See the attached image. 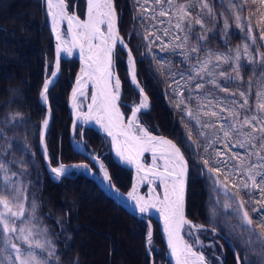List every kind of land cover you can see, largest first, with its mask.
<instances>
[{"label": "trees", "instance_id": "1", "mask_svg": "<svg viewBox=\"0 0 264 264\" xmlns=\"http://www.w3.org/2000/svg\"><path fill=\"white\" fill-rule=\"evenodd\" d=\"M67 1L70 10L73 9V3L76 1L77 13L81 17H84V7L81 6V2L84 3L83 0ZM16 2L17 0L10 2L5 11L0 10V37L1 41H5L0 42V49L6 52V54L15 53L16 50L14 47L12 48V45L15 43L13 40L15 39L14 41L20 43L19 48H21L24 55V59L22 58V60L25 62V65L22 66L20 64V59L14 58L15 60H13L6 58L4 57V53L0 52V57H2V61L0 62V163L6 166L9 165L16 170L17 167L14 163L15 156L25 157L26 162L23 163L25 173H23V178L26 181V194L31 191L33 192L37 201L38 213L49 225L50 231L53 233L58 261L61 264H86L85 255L79 247L75 246L76 234L79 231L75 218H79L82 215L80 202L73 198L61 201L64 192H79L82 189H86L92 191V195L98 197L99 200L107 204L118 215L128 221V223L131 221L135 224L133 235L137 237L141 258L140 261L136 260L129 264H151V262L153 264H172L166 256V248L155 221H153L155 228L153 235L154 242L150 246L152 255H149L144 243L148 228L144 219L138 218L127 211L84 173L63 176L59 181H55L49 176L39 151L40 127L46 111V108L39 100V93L44 82L45 58H49L51 61V56H53L52 39L49 28L44 20L42 0H30L27 8L23 9L26 13L23 17L14 13ZM114 2L120 15V32L126 38L131 50L136 55L138 79L151 100V108L147 112L142 113V119L149 125L152 131L173 138L183 149L190 165L186 192V215L190 219L202 221L193 201V184L200 185L203 188L201 201L205 204L202 214H205L207 207L219 212L218 205L221 203V200L217 196L212 198L213 193L210 192L206 177L197 175L195 171V166L197 165L195 161L200 162L202 167H208L204 168V175H206L210 171L208 170L209 168L216 166V159L222 158V156H216L217 151L222 152L224 149L230 153L233 151L237 153L242 152L234 149L230 150L226 147L223 142L222 133H220V142L209 146L208 142L213 140L216 135L213 128L209 127L211 128L209 135L199 136L201 131L204 130L205 132V128L201 124H196L194 120L185 115V109L188 107L193 108L194 104L185 103L177 93L183 82L181 73L178 75L176 73L177 68H175V62L180 60L178 55L168 51L165 61L160 58H157V60L155 57L149 55L150 39L145 40L144 37L148 33H162L165 30L171 33V23L169 22L170 20H167V15L160 16L156 12H152V10H145L142 0H114ZM207 3L212 10L211 16L208 15V9L201 10L199 7L194 9L195 13L199 12L202 16L205 28L202 30L199 25L195 26L192 35L189 37L192 38L191 44L188 43L190 49L193 46H199L202 51L206 48L210 50H227L226 48L233 49L238 45L243 47L244 44H248L247 25L244 21L245 18L249 19L251 3H244V0H207ZM233 4L236 5L235 8L232 7ZM237 15L242 18L241 27H237ZM172 21L173 19H171ZM226 21L228 24L227 29L225 28ZM21 28L22 32L19 30ZM174 30L176 31V28ZM202 31L206 39L199 41V44H197L196 37L201 35ZM179 33L182 36L185 35V32ZM11 35L14 36L13 39ZM11 42L13 44H10ZM156 42L155 44L158 46L159 44ZM257 46L261 50V53H264V48L261 47L260 43ZM117 49L116 67L122 80L123 98L127 99L137 96L127 77L124 51L120 48ZM192 54L194 63H197V55L201 57L202 53ZM240 54L244 80H240L239 78L234 80L229 86L230 88L232 87V90L237 95L240 92L248 93L249 104L252 105L253 101L256 104V93L264 89V81H262L264 74L261 77L252 74L250 62L246 61L247 56L254 57L250 51L248 54H245L244 49H242V53ZM30 56H33V59ZM48 67L50 68L49 63ZM77 67V59H62L59 77L48 90V103L52 117L45 140L49 160L53 165L59 162L68 163L86 159L82 154L73 149L69 140L71 116L67 96ZM260 68L264 70V64L261 61L258 62L257 69L260 70ZM239 100V104H243L244 98H239ZM222 115L228 117L227 112ZM228 118L230 121V117ZM212 121V125L218 129V118L214 116L212 117ZM153 122H157L156 125ZM207 123L211 124L209 121ZM190 129L193 132L191 140L189 139ZM83 135L87 148L100 149L98 148V144L101 136L95 129L87 127L84 129ZM26 140L29 142V145L25 143ZM8 144L10 145L9 147H7ZM197 144H199V147H197ZM188 145H191V147H187ZM195 146L197 147L196 150H194ZM206 146H208L207 151H205ZM106 150L107 152L102 155V158L109 168L112 180L118 188L126 191L131 184V171L123 168L113 160L108 146ZM192 155H194V158ZM230 155L232 156V153ZM205 159L209 160L208 166L203 162ZM18 171L21 170L19 169ZM220 176H222L221 173ZM238 197L245 201V209L249 211V215L253 218V227H255L259 219H264V216L261 215V213H264V199L261 198L258 190L253 195H249L247 192H240ZM254 208L260 211L253 212L252 209ZM229 215L235 221L236 230L239 228L241 233L248 234V230L240 227L241 221L236 214H231L227 210L224 211V216L227 217ZM215 220L218 221V224L214 222V227L222 233H226L227 237L234 242L241 264H261L260 262H264V255L261 254V258L260 254L252 252L241 240L235 239V236L232 234H227L218 217H214ZM225 223L227 225V221ZM255 231L260 238L261 236L264 237V235H260V228L255 227ZM255 239L256 237L252 238L253 241ZM243 242L245 241L243 240ZM114 243L115 240H112L107 245L103 257L104 264H119V260L115 254L116 247ZM220 243L218 249L221 253V264H237L230 245L223 238H220ZM211 262L215 264L216 257ZM123 264H128V262H124Z\"/></svg>", "mask_w": 264, "mask_h": 264}, {"label": "snow or ice", "instance_id": "2", "mask_svg": "<svg viewBox=\"0 0 264 264\" xmlns=\"http://www.w3.org/2000/svg\"><path fill=\"white\" fill-rule=\"evenodd\" d=\"M252 3L254 5L264 6V0H244V3ZM47 14L52 20V31L57 40V55L61 51H67L71 54V49L78 47L81 54V70L77 76L76 86L73 88V108L78 119L85 122L95 120L102 129L112 138V148L116 155L126 163L133 164L137 173L143 172L145 175L141 179L158 178L160 187L163 189V197L154 195L155 189L150 188L147 199L137 193L136 185L128 193L130 200L135 201V206L140 213L148 212L155 208L159 211L160 217L164 222V232L167 236L168 247L171 255L175 260V264H204V257L193 251V246L188 244L181 236V230L185 225H191V222L185 217V195H186V173L187 162L181 148L177 144L163 137H157L148 132L139 124L138 113L147 108L146 97L143 90H140L141 103L139 106H133L131 115L127 117L120 112L117 101L120 98L121 82L119 78L113 77L112 69L114 67V55L117 45L127 48V44L123 38L119 36L117 28V15L113 7V0H87V17L81 21L76 15H69L65 0H46ZM155 4L160 5V16L169 15L174 18L175 28L178 32H185L183 37L177 35L176 40L181 41V45L189 43V37L192 35L196 25L203 30L205 24L202 16L195 13L194 9L199 6L201 10L208 9V15H212L207 0H186L180 3L177 0H155ZM165 5L167 7H165ZM236 7L235 4L232 5ZM259 11V9H257ZM253 13L250 11L249 20ZM67 20L68 36L70 41L63 38L59 30L61 21ZM237 27L242 26L241 16H236ZM102 25H106V31L102 29ZM228 24L225 22V28ZM248 39L253 44L256 43V37L253 33L251 23L247 25ZM165 34L168 31L165 30ZM159 38V37H157ZM149 40V36L144 37ZM206 36L203 31L201 35L196 37L197 44L199 41L205 40ZM260 40L264 41V29L261 31ZM179 46V45H178ZM264 47V45H261ZM245 54L249 52V45H243ZM202 49L199 46L191 47L192 53L199 54ZM260 61L264 64V53H258ZM216 61L233 65V71L239 77V61L241 59L239 48L236 49L235 56L225 53H214L207 50L205 57L200 58L197 55V64L193 66L192 71L196 77L203 79L201 73L214 77V73L209 68L212 58ZM129 58V74L133 84L137 83V77L134 70L133 58L131 50L128 51ZM254 59V58H253ZM214 65L213 67H218ZM59 65L57 64V68ZM57 72H52L55 78ZM220 76H226L223 71ZM86 78V79H85ZM189 79L193 76L189 75ZM231 79V77H227ZM114 80V83H113ZM88 81L92 82V103L88 105L87 113L79 111V105L75 102L77 95H84V87ZM221 91H227L226 86L219 85L213 78L211 80ZM52 80H45L43 90L40 93L41 98L47 103V92ZM203 85L196 84V88L200 89ZM239 95L244 98L243 104L237 106L233 101L231 108L221 104L220 112L213 110L212 116H216L219 120V128L214 125L204 123L203 128H213L215 138L208 142L210 146L213 143L220 142V133L223 135V142L230 150L244 149V152H232V156L223 161H216V165L227 164L229 161H235L231 168H225L226 181L231 178L236 193L230 194L225 185L224 195L226 198L236 204L235 213L240 218V227L248 230L249 242L253 237L259 239V235L255 231V227L261 229L260 235H264V219H259L255 227H253V218L249 215V211L245 210V201H237L240 192H247L253 195L255 191H259L261 198L264 199V89L256 93L255 110L251 108L248 100V93L240 92ZM245 113L251 112V115L245 114L241 117V111ZM228 113L231 118L224 117L222 114ZM208 113H205L207 115ZM191 117L193 114L188 113ZM199 123V121H197ZM49 124L48 118L43 121L46 128ZM193 132L189 130V139H192ZM199 136H206L201 131ZM44 133H41V141L43 142ZM187 147H191L188 145ZM199 147V144H197ZM208 146L205 147V151ZM145 152L153 153V166L145 168L141 163V157ZM160 153V159L163 160L162 168L156 164V154ZM221 151L216 152V156H223ZM45 160H50L47 150L44 152ZM93 159H96L93 157ZM204 164L209 165V160L205 159ZM86 167V165L84 166ZM101 171L104 172V179L109 180L104 165L100 164ZM51 172L56 178L67 174V167L60 163L57 167H51ZM210 171L219 173V166L211 167ZM0 171L4 172L5 188L0 190V238H2L3 247H0V264H51V258L56 255V251L51 239L48 238L47 229L41 228L37 224L36 204L32 203L31 209L25 206L24 199L21 194L23 188H13L10 185L11 177L8 175V168L0 163ZM16 176V173H11ZM239 181L236 183L235 181ZM219 185V181L216 182ZM225 205V210L228 209ZM253 212H259V209H252ZM264 216V213H261ZM191 228L199 230L201 226L191 225ZM151 232L148 234V243L151 244ZM264 252V248H262ZM46 253V255H45ZM239 259V258H238Z\"/></svg>", "mask_w": 264, "mask_h": 264}, {"label": "rangeland", "instance_id": "3", "mask_svg": "<svg viewBox=\"0 0 264 264\" xmlns=\"http://www.w3.org/2000/svg\"><path fill=\"white\" fill-rule=\"evenodd\" d=\"M12 1L13 0H0V10L5 11L6 8H8V6L10 5V2H12ZM185 1L184 0H177V2H180V3H183ZM29 2H30V0H17L14 13L17 15L19 14V16L21 15V17L25 16L26 13L23 11V9L27 8V5L29 4ZM67 3H68V1H67ZM75 3L76 2L74 1L73 5ZM142 4H143L145 10H148V11L152 10V12H156L157 14H159V12L161 10L160 5L155 4V0H142ZM81 6L84 7V10H85V5L83 2H81ZM165 7H167V6L165 5ZM197 7H199V6H197ZM44 9H45V5L43 4L44 20L46 21ZM73 9H74V7H73ZM199 9H200V7H199ZM257 9H259V11H257ZM75 10L77 12V8H75ZM250 11H252V13H253L251 20L245 18L244 22H246V25L251 23V25L253 26V33L252 34L256 37V43L253 44V42L250 39H248L247 41H248V45H249V51H250L251 55H253L255 57V59H253L254 57H252V56H250V57L247 56L246 61L250 62V65H251L250 69H251L252 74L254 76H260L261 77L264 74V70H263V68H260V70L257 69L258 62L260 61V56L258 53H261V50H259V47L257 46V44L260 43V45H264V41L260 40L261 31H262V29H264V6L254 5L251 3ZM197 13H199V12H197ZM171 19H173V21L171 22V29H172L171 33L169 32L166 35L165 32H162V33L156 32L153 34V36L151 35V33H148L147 36L150 37V41H151L150 44H151V48H152L151 51H149V55L155 57L156 59L160 58L163 61H165V57L167 56L168 51L178 55L180 60H177L175 62V68H177L176 73H178V75L181 73V78H182L183 82L181 84V87H179L177 93L179 96H181V99L185 103H187V104L193 103L194 104L193 108L185 109V113L189 118L194 120L197 124L203 125L204 123H207L208 121L211 122V124H212L213 123L212 117H214V116L211 115V112L213 110H215L216 112L219 113L221 104L231 108L233 106V101H235L237 106L240 105L239 104L240 103L239 98H242V97L240 95H237L236 92H234L232 90V87L230 88L229 85H231L234 82V80H237L239 78H240V80H244L243 73L241 70V60L242 59H240V61H239V65H240L239 77L237 76L236 72L233 71V65L232 64H226L223 62H218V61H216L215 57L212 58L211 64L209 65V68L214 73V77L208 76L206 73H201L203 79H201L200 77H196L195 73L192 71V68L197 63H194L195 61L192 57L193 54L190 51L189 44L181 45V41L175 39V37L177 35H179L181 37H183V36H182V34H180L177 31V29H176V31L174 30L176 21L174 18H171ZM167 20H170L169 15H167ZM19 30H21V32H22V28ZM61 31H62V36L64 38L65 37V35H64L65 31L63 29ZM11 36L13 39L14 36L13 35H11ZM157 37H159V38H157ZM14 40H13V42H15V43L13 44V42H11L10 44H13L12 48L14 47V49L16 50L15 53L6 54V52H3L2 49H0V52H3L5 55L4 57H6V58H10L13 60L20 59L19 60L20 64L22 66H24L25 62L22 60L24 55L22 53L21 48H19L20 43L18 41H14ZM191 40H192V38H189L190 44H191ZM155 41H157L156 43L159 44L158 46H156ZM0 42H5V41H1V37H0ZM52 46H53L52 47L53 48V53H52L53 56H51L52 60L50 61L49 58H45V61L50 64V69L47 71L48 73L52 72L53 63L55 61L56 52H57V50L55 49L53 41H52ZM237 48H239L240 53H242L243 47L239 46V45L234 47L233 49H231V48H226L227 50L211 49V51L214 53H225V54H228V55L234 57L236 54ZM207 50H210V49L206 48L204 51H202V50L200 51L202 53V55L200 57L201 59L205 57ZM32 55H33V53H32ZM240 56H241V54H240ZM30 57L32 58L33 56H30ZM1 59H2V57H0V62L2 61ZM249 59H251L252 61ZM258 59H259V61H258ZM114 63L116 66V54L114 57ZM217 64L219 65L218 67H213L214 65H217ZM77 70H78V67H77L75 73L77 72ZM2 71H3V68H2ZM221 71L226 73V76H220ZM24 72L26 73V71H24ZM189 75L193 76V79H189ZM227 77H231V79H227ZM213 78L216 80V82L219 85L226 86L227 91H221L219 87H216L213 83H211V80ZM73 80H74V77L72 78V81ZM262 81H264V77H262ZM197 83H201L203 85V87L200 89H197L196 88ZM70 89H71V87H70ZM69 93H70V90L68 92V95H69ZM67 98H68V96H67ZM9 99H13V98H9ZM39 100H40V98H39ZM67 101H68V99H67ZM81 101L84 102L83 99H81ZM139 102H140V97L136 101V103L138 104ZM250 106L253 110H255L256 104L254 101H253V104ZM189 112H191L193 114L191 117L188 115ZM205 113H208V114L205 115ZM240 114H241V117H243L245 114L251 115L252 113L251 112L245 113L242 110ZM166 117L167 116L165 114V118ZM230 120H231V118H230ZM141 121L144 122V120L142 118H141ZM197 121H199V123ZM153 123L156 125L157 122H153ZM145 125L150 129L148 124L145 123ZM78 126H80V124H78ZM203 132H204V130H203ZM156 133H158V132H156ZM204 133L206 135H209V133H211V128H205ZM76 134H79V132H77ZM160 134H162V133H160ZM163 135H165V134H163ZM7 143H11V142H7ZM25 143L27 145H29V142L27 140ZM9 146L10 145L8 144L7 147H9ZM107 146L109 147L108 138L102 137L100 139L99 144H98V148H100V149H95L96 151H94V153L98 152L100 154L99 156L102 157V155L107 152V150H106ZM196 148L197 147L195 146L194 150H196ZM46 149H47V147H46ZM101 149H103V151L100 152ZM234 150L241 151L242 153L244 152V149H234ZM222 152L224 153V155L221 158L222 160L216 159V161H219V160L223 161L226 158L231 157L230 154L232 152L230 153L226 150H222ZM15 157H16V159L14 160V163L17 167L16 170L9 165H7V166L5 165L9 170L8 175L11 177L10 185L13 188H17V187L23 188L24 191L21 194V197H22V199H24L26 197V199L24 200L25 206L27 208L31 209V205L33 202H35V204L37 206V201H36V198H35L32 191L26 194V192H27L26 181L23 178V173H25V167H24L23 163H25L26 160H25V157H22V156L21 157L15 156ZM192 157L194 158V155H192ZM30 159H32V158H30ZM147 160H149V158ZM195 162H197V165L195 166V169H196L195 171H196L197 175H200L201 177H204V176L206 177L209 189L211 190L210 192L213 193L212 198H215V196L219 197L221 200L220 201L221 203L218 205V208L220 210L219 212L214 211L213 209H210L209 207H207L205 214H202L203 207L205 204L204 202L201 201V195L203 193V188L200 185H197V184L194 185L193 184V190H194L193 201H194L195 206L197 207L198 214L201 216V220L203 222L200 220H193L192 219V222L194 221V224L199 225V226L201 225V228L199 230H196V229L190 228L189 226H186L184 228L185 231L183 232L186 239L192 244V246L195 249H197L198 251H202L204 253V256L207 258V260L209 262H211V260L214 259V257H216V263L215 264H221V253L219 252L218 248H219V245L221 244L220 238H222V234L216 233L213 230V228H216L213 225L214 222L218 224L217 220L214 221V217H218L221 225L225 228V231L227 232V234L228 233L230 235L232 234L235 236V239L241 240L243 244H246L252 250V252L258 253V254H260V256H261V254L264 255V252H262V248H264V241L262 238H260V237H259V239L256 238L254 241L251 239V242H249V236L247 233L246 234L241 233L239 231V228L236 230L235 221L232 218V216L231 215H229L227 217L224 216V211H226L225 210L226 204L229 206L227 211H229L231 214H236L234 211L236 208L235 203L232 202L231 200H229L228 198H226L224 195L225 185L227 187V191L230 194L236 193V189L233 187L231 178H229V180L226 181L225 173H224V169L226 167L231 168L233 166V164L235 163V161H229L226 165L225 164L216 165V166H219L221 168V171L219 173L209 171L206 173V175H204V172H205L204 168L198 163V161H195ZM35 164H36V162H35ZM17 169L18 170L20 169L21 171H18ZM13 172L16 173V176H11V173H13ZM21 172H22V175H21ZM220 173L222 174V176H220ZM189 174H190V165H189ZM201 177H199V178H201ZM188 179H189V175H188ZM217 180L219 181V185L216 183ZM235 182L239 183L238 180ZM4 188H5L4 172L0 171V190H3ZM205 188H206V185H205ZM92 194H93L92 191H88L86 189L85 190L82 189L79 192H68L67 191V192L63 193L62 199H61V201H67V200H70V198H73V199L78 200L80 202L82 215L79 216V218L78 217L75 218L76 226L77 225L79 226L78 227L79 231L76 234L77 238H76V245L75 246L79 247L81 252H83V254L85 255L86 264H104L103 263L104 252L107 248V245L109 243H111L112 240H115V243H114V246L116 247L115 254L119 260V264H123L124 262L125 263L128 262V264H129V263H132L133 261H136V260L140 261L141 251H140V248L138 245L137 237L135 235H133V232H135L134 229L130 228V225L128 224V222L124 218H122L113 209H111L107 204H105L103 201L99 200L98 197H96ZM81 197H87L89 199H87L85 201V203H83L80 201ZM35 215L37 218L38 226L41 228L47 229L48 238L52 240L55 251H57L53 233L50 231L51 229H50L49 225L44 221V219L38 213L37 207H36ZM225 220L227 221V225L225 223L226 222ZM99 222H101V223H99ZM121 222H123L124 224L122 225ZM120 224L122 226H120ZM239 235H240V237L238 238ZM218 237H220V238H218ZM225 237L229 238V237H227L226 233H225ZM215 238H217V239H215ZM243 240L245 242H243ZM0 247H3L2 238H0ZM246 253H248V251H246ZM45 255H46V253H45ZM237 257H239L238 253H237ZM56 258H57L56 255L51 258V264H58L55 261ZM261 258H262V256H261ZM260 263L264 264V262H260Z\"/></svg>", "mask_w": 264, "mask_h": 264}, {"label": "bare ground", "instance_id": "4", "mask_svg": "<svg viewBox=\"0 0 264 264\" xmlns=\"http://www.w3.org/2000/svg\"><path fill=\"white\" fill-rule=\"evenodd\" d=\"M45 3H46V0H45ZM113 6H114V9L116 10V7H115V5H114V3H113ZM117 12V11H116ZM72 15H73V13H72ZM79 19H80V17L78 16V15H76ZM117 17H118V13H117ZM119 20V17H118V19H117V27H118V29H119V25H118V21ZM51 26H52V20H51ZM64 30L65 31V27H64V24L62 23V21L60 22V24H59V30H60V32H61V35H62V31L61 30ZM102 29L103 30H105L106 31V26L105 25H102ZM66 32V31H65ZM65 32H64V35H65ZM122 38V37H121ZM64 39H66V35H65V37H64ZM67 40V39H66ZM124 40V39H123ZM124 42H125V40H124ZM117 48H120L122 51H124V57H125V59H127V62H128V65L130 66V64H129V58H128V51L129 50H131V48H129L128 47V45H127V48H122L121 46H119V45H117V47H116V49H115V54H116V51L118 50ZM129 48V49H128ZM77 53V52H76ZM131 53H132V58H133V67H134V70H135V73H136V77H137V79H138V74H137V63H136V55L134 54V52L131 50ZM56 57H57V61L56 62H58V60H59V68H60V62H61V60L62 59H67V57L68 58H70L69 57V53L67 52V51H61L60 52V54H59V56L57 55V52H56ZM71 59H77V61L78 62H80L79 60H78V58L74 55V57H72ZM81 67H82V64H80V66H79V69H78V72H77V74L74 76V80L72 81V83H71V91H70V95H69V98H70V105H71V111H72V117H73V122H74V124H86V125H93V126H95L97 129H99L98 130V132L101 134H103V135H106V136H108L107 134H106V132L102 129V127L99 125V124H97L96 123V121L95 120H89V121H87V122H85L83 119H78L77 118V116H76V113H75V111H74V108H73V98H72V94H73V88L76 86V81H77V76L78 75H80V70H81ZM53 71H57V69H56V63L54 64V66H53V69H52V72ZM52 72H50L47 76H46V79L47 80H53V77H52ZM60 74V73H59ZM59 74H58V76L57 77H59ZM113 77H115V78H119L120 79V82H121V88H120V93H122V89H123V86H122V80H121V78H120V76H119V74H118V71L116 70H114L113 71ZM127 77H128V79H130V80H132L131 79V76H130V74L128 73L127 74ZM86 79V78H85ZM139 80V79H138ZM113 83H114V80H113ZM121 97H122V95L120 94V98H119V100L117 101V106L119 107V109L121 108L122 109V111L124 112V109H123V106L120 104L121 102H120V100H121ZM81 99H83L84 100V102H82L81 101ZM80 107H79V111L81 112V113H87V111H88V105L89 104H91L92 103V82L91 81H88L87 82V84L85 85V87H84V95L83 96H80V95H77V97H76V101H75ZM147 102H149V100H147ZM140 103H141V97H140V102H139V104H138V106L140 105ZM130 113H131V111H130ZM140 114V112L138 113V115ZM124 115H125V119H127V117L128 116H126V114H125V112H124ZM138 120H139V117H138ZM139 124H141L140 122H139ZM142 126V125H141ZM143 127V126H142ZM49 129V128H48ZM109 137V136H108ZM75 145L77 146V147H79L80 146V141H75ZM149 157L153 160V153H151V154H149ZM149 157H147V156H142L141 157V159L143 160V162L145 161V160H147ZM156 157H157V159H156V164L157 165H159L160 166V169H162L163 170V168H162V165H163V160H161L159 157H160V153H157L156 154ZM188 161V160H187ZM116 162V161H115ZM117 163V162H116ZM96 164L98 165V168H99V170H100V172H97L96 173V178H97V180L100 182V184L102 185V187L103 188H106L111 194H116V195H120L121 197H123V198H125V199H127L130 203H131V201L132 200H130L129 199V197H128V193L130 192V191H128L129 190V188L126 190V191H123V190H121L120 188H118L117 186H116V184L114 183V181L112 180V177H111V174H110V177H111V180H112V182H113V185H114V187L112 186V184L107 180H105L104 179V172L103 171H101V168H100V164H102L99 160H97L96 161ZM117 164H119L120 165V163H117ZM152 164V166H153V163H151ZM65 166L67 167V169H69V168H71L72 167V169H76V170H82L83 168H84V166L83 165H75V166H73L72 164H65ZM120 166H122V165H120ZM123 168H127V167H124V166H122ZM127 169H129V168H127ZM131 170V169H130ZM110 172V171H109ZM51 174L52 175H55L54 173H52L51 172ZM145 174L143 173V172H140L139 174L136 172V171H134V172H132V170H131V184H132V186L135 184L136 185V188H137V193L139 194V195H141V196H144L146 199H147V197H148V195H149V192H150V188H152V189H155V191H154V195H159L161 198L163 197V189H162V187H160V182H159V179L158 178H150V179H141V177H143ZM131 186V185H130ZM86 198V199H85ZM87 199H89V198H87V197H81L80 198V201L81 202H83V203H85V201L87 200ZM134 201V200H133ZM132 205L134 206V210L129 206V205H123V207L127 210V211H129L130 213H132V214H134V215H136L138 218H141V219H144L145 221H146V223H147V232H146V234H147V236L145 237V239H144V243H145V247H146V250H147V252L148 253H150V252H152L151 251V248H150V246H151V244H149L148 243V234H149V232H151V243L152 242H154V238H153V235H154V231H155V228H154V223H153V221H155L156 223H157V225H158V228H159V231H160V234H161V238H162V233H161V231H162V229H164V226H163V224L160 222V221H158L155 217H159V218H161L160 217V213H159V211L157 210V209H155V208H152V209H150L148 212H145V213H140V212H138V211H136V210H138L137 208H136V206H135V201L134 202H132ZM135 213H134V212ZM186 211H187V200H186V208H185V217H186ZM116 219V218H115ZM114 219V220H115ZM130 221V220H129ZM128 222V221H127ZM99 223H101V222H99ZM121 224L123 225L124 223L123 222H121ZM120 224V226H122ZM129 225H130V228H133V229H135V224L133 223V222H129L128 223ZM161 224H162V226H161ZM191 225H196V224H194V222H191ZM191 225H185L184 226V228L186 227V226H189L190 228H191ZM162 227V228H161ZM184 228L181 230V236L184 238V240L188 243V244H190V245H192L187 239H186V237H185V235H184ZM193 229V228H192ZM163 240V239H162ZM164 243V242H163ZM165 245V244H164ZM165 248H166V246H165ZM167 250V249H166ZM193 251H195L198 255H202L203 257H204V259H206L207 260V258L204 256V253L202 252V251H198L197 249H195L194 247H193ZM170 259V258H169ZM170 261H171V259H170ZM208 261V260H207ZM239 261H240V263H241V260L239 259ZM172 262V261H171ZM209 262V261H208ZM153 263V262H152ZM211 263V262H210ZM172 264H173V262H172Z\"/></svg>", "mask_w": 264, "mask_h": 264}, {"label": "water", "instance_id": "5", "mask_svg": "<svg viewBox=\"0 0 264 264\" xmlns=\"http://www.w3.org/2000/svg\"><path fill=\"white\" fill-rule=\"evenodd\" d=\"M65 3H66V1H65ZM85 3H86V17H87V0H85ZM113 3H114V1H113ZM66 6H67V4H66ZM114 7V6H113ZM67 11H68V8H67ZM116 11V10H115ZM68 14H69V12H68ZM70 15V14H69ZM116 15H117V12H116ZM117 19H118V17H117ZM80 20L81 21H83L84 19H82V18H80ZM47 23H48V25H49V28H50V31H51V34H52V39H53V43H54V46H55V49L57 50V40H56V36L54 35V33H53V31H52V26H51V18L48 16V14H47ZM63 23H64V25H65V27H66V31H67V34H68V23H67V20H64L63 21ZM118 28V27H117ZM118 33H119V29H118ZM119 36L120 37H122L121 36V34L119 33ZM68 38H69V41H70V37L68 36ZM77 52V53H76ZM74 55L78 58V60L80 61V63H81V54H80V49L78 48V47H76V48H72L71 49V54L69 55V57H74ZM57 64L59 65V60H58V62H56V69H57V76H58V74H59V70H60V68L58 67L57 68ZM112 72H113V69H112ZM57 76L52 80V83L56 80V78H57ZM131 83H132V85H134V87H135V89L140 93V88L139 87H137V85L136 84H133V82H132V80H131ZM51 85V84H50ZM143 95L148 99V96H147V94L143 91ZM40 100L42 101V99H41V97H40ZM149 100V99H148ZM46 105V104H45ZM130 105V107H131V109H132V107L134 106V105H132V104H129ZM148 105H149V102H148ZM46 107L48 108V120H49V123H50V116H51V112H50V108H49V106L48 105H46ZM143 110H145V108L144 109H142L141 111H143ZM120 112L124 115V112L122 111V109L120 108ZM72 114V113H71ZM131 115V113H129V115L128 116H130ZM125 116V115H124ZM127 122V119H125V123ZM74 122L72 121V127H74ZM140 125H142L148 132H150L149 130H148V128L144 125V124H140ZM48 127H49V124H48V126L45 128L44 127V130H43V133H44V138H43V142L41 141V137H40V150H41V153L43 154V159H44V163H45V165H46V167L48 168V169H50L51 167H54V166H52L51 164H50V166H49V161H46L45 160V156H44V152H45V149H44V139H45V133H46V131H47V129H48ZM99 130V129H98ZM152 135H154V136H157V137H163V138H165V139H167V140H170V141H172L173 143H175V144H177L172 138H170V137H168V136H165V135H162V134H157V133H153V132H150ZM107 134V133H106ZM108 135V134H107ZM109 139H110V151H111V155H112V157H113V159L117 162V163H120V165H122V166H124V167H127V168H129V169H131L132 170V172H134V171H136L137 172V169H136V167L133 165V164H129V163H126V162H124V161H122L121 159H120V157H118L117 155H116V152H115V150L112 148V138L109 136ZM70 140H71V142H72V145H73V147L76 149V150H78L79 152H81V153H83L91 162H94V163H96V161L97 160H99L103 165H104V169L107 171V173H108V176H109V182L112 184V186L114 187V185H113V182H112V180H111V177H110V172H109V169H108V167L106 166V164H105V162L101 159V158H99V157H97V156H95V155H93V154H91V153H89V152H87L86 150H85V148H84V146L82 145V148L81 149H78V148H76L75 146H74V136H73V131H72V133H71V136H70ZM177 146L179 147V145L177 144ZM181 152L183 153V151H182V149H181ZM145 153H149V154H151L152 152H145ZM183 155H184V153H183ZM93 157H95L96 159H93ZM184 157H185V160H186V162H187V173H186V189H187V183H188V174H189V165H188V161H187V158H186V156L184 155ZM141 163L144 165V167L145 168H150V167H152V164L151 163H146L145 161L143 162V160L141 159ZM80 164H83L84 166L86 165V169H87V171H88V173H89V175H90V177H92L101 187H102V185L100 184V182L97 180V178H96V175H95V171L93 170V168H92V166L90 165V163L89 162H87V161H81V162H74L73 163V166H75V165H80ZM71 170V168L70 169H68V171H67V173L69 172ZM161 171H162V169H160ZM103 188V187H102ZM132 188H133V186H132V184H131V186H130V188H129V190L128 191H131L132 190ZM115 201H117L118 203H120L121 205H129L133 210L135 209L134 208V206L132 205V202H134L133 200L131 201V203L127 200V199H125V198H123V197H121L120 195H116V194H111L106 188H103ZM185 208H186V195H185ZM136 211H138L139 212V210H136ZM134 212V211H133ZM135 213V212H134ZM158 221H160L162 224H163V226H164V222H163V220H162V218H159V217H155ZM162 224H161V226H162ZM162 228V227H161ZM161 233H162V239H163V242H164V244H165V246H166V249H167V254H168V256L170 257V259H171V261L173 262V264H175V260H174V258L172 257V255H171V250L169 249V247H168V242H167V236H166V234H165V232H164V229H162V231H161ZM237 261H238V264H240V261L238 260V257H237ZM204 264H212V263H210V262H208L206 259H204Z\"/></svg>", "mask_w": 264, "mask_h": 264}]
</instances>
